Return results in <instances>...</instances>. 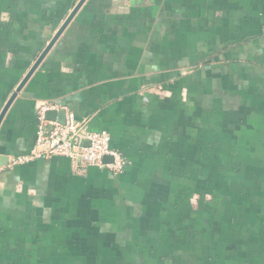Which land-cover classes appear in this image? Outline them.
<instances>
[{"label":"crops","instance_id":"crops-1","mask_svg":"<svg viewBox=\"0 0 264 264\" xmlns=\"http://www.w3.org/2000/svg\"><path fill=\"white\" fill-rule=\"evenodd\" d=\"M78 1L0 0V112ZM44 102L109 132L124 171L13 165ZM0 155V264H264V0H87Z\"/></svg>","mask_w":264,"mask_h":264},{"label":"built area","instance_id":"built-area-1","mask_svg":"<svg viewBox=\"0 0 264 264\" xmlns=\"http://www.w3.org/2000/svg\"><path fill=\"white\" fill-rule=\"evenodd\" d=\"M49 110H64L65 123L49 120ZM86 141L89 144H86ZM67 157L73 161L105 169L112 174L124 171L127 160L121 151L111 146V136L107 131H91L87 122L77 119L76 115L65 106L56 103H41L37 111V131L35 147L28 155L17 156L12 164L26 163L34 159ZM105 156H111L105 162Z\"/></svg>","mask_w":264,"mask_h":264},{"label":"water","instance_id":"water-1","mask_svg":"<svg viewBox=\"0 0 264 264\" xmlns=\"http://www.w3.org/2000/svg\"><path fill=\"white\" fill-rule=\"evenodd\" d=\"M87 0H79L78 3L75 5L73 10L70 12V14L67 16L63 24L60 26L58 31L55 33V35L52 37V39L49 41L47 46L41 51V53L38 55L36 58L35 62L31 66V68L27 71V73L24 75L22 80L19 82L15 90L12 92L10 95L9 99L5 103L3 109L0 112V126L10 108L14 100L17 98L19 93L23 90L27 82L30 80L32 75L36 72V70L40 67L41 63L44 61L45 57L47 54L50 52V50L53 48V46L56 44V42L59 40L61 35L64 33L66 28L69 26V24L72 22L76 14L79 12L81 7L84 5V3ZM47 118L49 120H57L60 123H65L66 119V113L64 110H49L47 112ZM86 144H89V142L86 141ZM111 156H105L104 160L105 162H110L112 161ZM9 157L7 155H0V166L3 167L8 164Z\"/></svg>","mask_w":264,"mask_h":264},{"label":"rangeland","instance_id":"rangeland-1","mask_svg":"<svg viewBox=\"0 0 264 264\" xmlns=\"http://www.w3.org/2000/svg\"><path fill=\"white\" fill-rule=\"evenodd\" d=\"M233 175H234V174H232V176H233ZM232 176H231V177H232ZM232 179L234 180V178H232ZM229 183H230V182H229ZM229 183H228V184H229ZM214 185L217 187L219 184L215 183ZM228 186H229V185H228ZM222 187H224V185H223ZM213 189H214V188H213ZM199 218L202 219L201 217H198V218H196V219L199 220Z\"/></svg>","mask_w":264,"mask_h":264},{"label":"trees","instance_id":"trees-1","mask_svg":"<svg viewBox=\"0 0 264 264\" xmlns=\"http://www.w3.org/2000/svg\"><path fill=\"white\" fill-rule=\"evenodd\" d=\"M199 170L198 169H196V172H198Z\"/></svg>","mask_w":264,"mask_h":264}]
</instances>
